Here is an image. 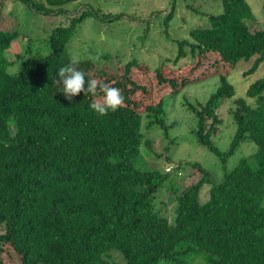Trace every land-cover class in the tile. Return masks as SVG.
Returning a JSON list of instances; mask_svg holds the SVG:
<instances>
[{
  "label": "trees",
  "instance_id": "16d2710c",
  "mask_svg": "<svg viewBox=\"0 0 264 264\" xmlns=\"http://www.w3.org/2000/svg\"><path fill=\"white\" fill-rule=\"evenodd\" d=\"M22 1L50 14L69 0ZM222 5V13L208 14L206 24L189 31L190 38L177 41L174 66L193 64L202 69L197 78L165 77L167 64L149 73L135 59L115 70L98 69V80L125 96V106L105 116L89 107L99 95L82 92L69 102L53 83L59 68L70 63L66 46L78 26L99 13L88 9L69 26L55 27L51 52L18 55V72L8 70L15 62L5 54L19 32L0 25V264H195L203 254L210 256L209 264H264V77L247 89L254 105L236 98L229 108L236 132L224 151L213 135L223 123L218 109L235 92L228 77L221 74L220 86L205 104L187 102L197 116L198 142L221 158L225 173L214 183L208 170L194 163L202 176L170 199L175 200L172 221L156 205L168 172L134 163L143 142L151 146L144 126L159 124L168 131L162 92L178 94L220 72L221 63L235 66L257 55L248 75L264 61V29L248 23L249 2L222 0ZM184 58L190 60L179 64ZM140 69L155 76L161 91L144 110L137 91L154 92L140 83L135 74ZM243 142L258 149L229 170L227 159ZM229 201L250 219L226 222Z\"/></svg>",
  "mask_w": 264,
  "mask_h": 264
},
{
  "label": "rangeland",
  "instance_id": "374dc122",
  "mask_svg": "<svg viewBox=\"0 0 264 264\" xmlns=\"http://www.w3.org/2000/svg\"><path fill=\"white\" fill-rule=\"evenodd\" d=\"M247 1L252 9L248 23H253L256 29H264V0ZM56 7L61 8L60 12L45 14L33 10L22 0H0V25L19 32L18 38L12 42L5 54L6 59L15 62L9 67L10 72L19 71L20 54H49V36L52 30L57 26H69L73 17L93 9L101 16L86 17L66 46L67 54L71 58L81 60L78 67L88 74L86 79H99L98 69L115 70L117 66L135 59L141 67H146L149 73L167 64L163 71L165 77L184 76L186 80H192L198 77L197 74L202 69L194 67L193 64H185L183 68L174 66L178 54L177 41L190 38L189 31L193 27L206 24L208 14L223 12L222 0H69ZM172 10V17L168 18L166 14ZM102 14L119 16L103 18ZM256 57L257 55L250 59H241L235 66L221 63L220 72L186 85L178 94L162 92L164 119L169 126L167 132L159 124L150 128H145L143 124L146 134L144 140L151 139V146L144 141L134 163L142 169L168 172L167 181L157 192L156 205L165 208V214L171 221L175 216V200L170 199L180 195L202 176L194 163H199L208 170L214 183L222 182L225 173L221 158L198 142L195 133L197 116L188 108L187 102L205 104L220 86L221 74L228 77L235 92L233 97L226 99L218 109L223 123L217 134L213 135L216 145L223 151L227 150L236 132V124L229 108L233 106L236 98H244L253 105L256 103V98L246 95L249 85L264 77V61L256 71L246 74ZM189 60L190 58L181 59L179 64ZM149 73L145 69L135 73L141 81L139 82L146 85L148 92H154L150 95L143 90L137 91L135 98L142 110L153 100H157V92L161 93L155 76ZM257 149L254 142L241 143L235 153L227 159L226 167L229 170L234 168L242 158L252 155ZM171 166L172 171L167 169ZM209 188L210 185L206 184L201 194L203 200L208 198ZM248 219L250 216L247 212L231 201L227 202L226 222L242 223ZM209 261L210 256L203 254L195 264H209Z\"/></svg>",
  "mask_w": 264,
  "mask_h": 264
},
{
  "label": "clouds",
  "instance_id": "9594fccd",
  "mask_svg": "<svg viewBox=\"0 0 264 264\" xmlns=\"http://www.w3.org/2000/svg\"><path fill=\"white\" fill-rule=\"evenodd\" d=\"M79 63L77 58H71L68 65L59 68L57 77L53 80L67 101L71 102L73 97L82 92L84 96L91 94L97 97L99 95V98L93 99L89 105L99 116H105L109 111L116 112L125 106V96L120 88L97 78L86 79L88 74L78 67Z\"/></svg>",
  "mask_w": 264,
  "mask_h": 264
},
{
  "label": "built area",
  "instance_id": "2783aa9c",
  "mask_svg": "<svg viewBox=\"0 0 264 264\" xmlns=\"http://www.w3.org/2000/svg\"><path fill=\"white\" fill-rule=\"evenodd\" d=\"M171 167L167 168L168 170H170Z\"/></svg>",
  "mask_w": 264,
  "mask_h": 264
}]
</instances>
